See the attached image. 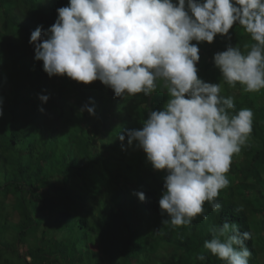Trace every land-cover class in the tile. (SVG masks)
Instances as JSON below:
<instances>
[{
	"label": "trees",
	"instance_id": "1",
	"mask_svg": "<svg viewBox=\"0 0 264 264\" xmlns=\"http://www.w3.org/2000/svg\"><path fill=\"white\" fill-rule=\"evenodd\" d=\"M67 4L0 0V232L14 229L18 236L11 250L16 260L8 264H147L160 259L163 244L177 249L166 264H222L207 253L202 262L195 257L210 226L225 220L251 232L249 264H264V89L248 93L224 84L212 61L228 44L243 48L249 35L236 25L230 39L218 35L212 44L198 45V77L221 83V94L234 98L236 110L251 108L253 131L232 157L229 186L217 197L222 209L214 213L206 202L207 220L198 216L190 226L172 228L162 224L167 217L158 204L165 173L128 146L127 136L118 139L141 128L150 110H160L166 93L117 98L99 81L49 78L34 59L31 33L38 26L46 31ZM84 105L95 114L81 112ZM140 191L143 202L134 194ZM29 233L32 245L26 243Z\"/></svg>",
	"mask_w": 264,
	"mask_h": 264
},
{
	"label": "clouds",
	"instance_id": "2",
	"mask_svg": "<svg viewBox=\"0 0 264 264\" xmlns=\"http://www.w3.org/2000/svg\"><path fill=\"white\" fill-rule=\"evenodd\" d=\"M236 25L250 43L226 45L213 55V66L224 84L260 92L264 0H68L46 31L38 26L30 35L34 59L49 78L99 81L117 98L166 93L160 110H150L141 128L118 139L127 136L128 146L142 150L151 168L165 173L158 204L167 217L162 224L172 228L190 226L198 216L207 220L206 202L214 213L222 209L217 197L229 186L232 157L253 131L251 108L236 110L234 98L221 94V83L198 77V45H210L218 35L230 39ZM80 111L95 114L88 105ZM134 194L145 200L142 191ZM209 233L196 260L204 261L207 253L222 264H249L251 232L225 220L212 224Z\"/></svg>",
	"mask_w": 264,
	"mask_h": 264
},
{
	"label": "rangeland",
	"instance_id": "3",
	"mask_svg": "<svg viewBox=\"0 0 264 264\" xmlns=\"http://www.w3.org/2000/svg\"><path fill=\"white\" fill-rule=\"evenodd\" d=\"M0 214H1V217H0V228H4L5 225H4V221H2V220H4L5 212L0 213ZM13 219L17 220L16 216H13ZM4 232L5 231H1L0 232L2 234L0 236L4 239L2 244H0V245H4L3 243H5L7 247H4L3 249L1 248L0 264H3L4 262H6L8 264V262L10 260H16L14 258V256L12 255L11 250L17 247V245H16L17 237H18L17 233H16L17 231H15L14 229H9L8 228V229H6V233L5 234H4ZM26 241H27L26 243L31 244V245L34 243L32 235L30 233L26 236ZM174 252H177V249L175 247L170 246L169 244H163L160 247L159 253H158L159 254L158 256L160 257V259L155 261V262H150L151 259H147L146 263L147 264L148 263L149 264H164L165 262H167V259L169 257H171L170 255L173 254ZM146 256L147 255H145L143 257L144 260H145ZM17 263H19V262H17Z\"/></svg>",
	"mask_w": 264,
	"mask_h": 264
}]
</instances>
